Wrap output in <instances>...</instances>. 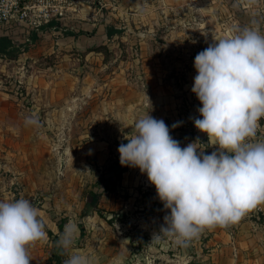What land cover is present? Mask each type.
<instances>
[{"label":"rangeland","instance_id":"374dc122","mask_svg":"<svg viewBox=\"0 0 264 264\" xmlns=\"http://www.w3.org/2000/svg\"><path fill=\"white\" fill-rule=\"evenodd\" d=\"M68 2L56 19L64 30H43L15 58L0 57V98L8 100V119L0 123V200L28 199L46 225L30 264L45 263L58 225L62 234L76 233L67 258L78 252L93 264H195L189 247L181 253L171 238L153 240L170 210L146 174L121 166L118 147L149 112L181 147L199 138L206 154L216 150L194 125L202 118L191 91L194 59L238 27L256 21L264 31V0ZM106 24L120 33L107 36ZM12 32L21 44V28ZM20 113L22 124L15 122ZM27 117L38 123L26 124ZM260 125L256 138L264 140V119ZM17 130L23 139L11 140ZM117 176L115 190L92 203L88 192Z\"/></svg>","mask_w":264,"mask_h":264},{"label":"clouds","instance_id":"9594fccd","mask_svg":"<svg viewBox=\"0 0 264 264\" xmlns=\"http://www.w3.org/2000/svg\"><path fill=\"white\" fill-rule=\"evenodd\" d=\"M258 0H247L251 6ZM191 91L202 107L194 125L216 146L206 154L196 141L181 147L169 126L145 113L128 141L118 147L121 166L139 168L155 186L164 225L153 236L187 247L206 230L235 225L264 204V140L257 139L264 119V31L256 21L228 37L214 39L194 59ZM26 124L38 120L27 117ZM182 122L171 127L175 129ZM46 225L26 198L0 200V264H30V249L46 240ZM76 233L61 234L58 246L69 252ZM64 264H93L72 252Z\"/></svg>","mask_w":264,"mask_h":264},{"label":"crops","instance_id":"0c3cea01","mask_svg":"<svg viewBox=\"0 0 264 264\" xmlns=\"http://www.w3.org/2000/svg\"><path fill=\"white\" fill-rule=\"evenodd\" d=\"M105 26L108 27L109 25L106 24ZM12 31L13 29L7 32H10L11 35ZM73 38L72 36L71 42L74 40ZM62 43H66L64 50L70 47L69 41H62ZM54 73L58 75L57 68L54 69ZM56 85L58 86L57 83L53 84V86ZM7 105L8 100L0 98V123H4L8 119ZM17 117L16 115L15 122L19 121L22 124L24 122L23 114L20 113L19 118ZM6 133L5 131L2 132V134ZM11 135V140L14 138L16 140L23 139V133L20 130L11 132ZM0 138L3 137L0 136ZM5 138L7 139V137ZM1 144L0 141V147ZM17 154H23L22 146L17 149ZM187 247L195 254L193 258L195 264H264V204H260L249 211L235 225L226 228L206 229L199 239L192 241ZM169 248L173 249L174 247ZM174 249L182 253L185 246H178L177 244Z\"/></svg>","mask_w":264,"mask_h":264},{"label":"built area","instance_id":"2783aa9c","mask_svg":"<svg viewBox=\"0 0 264 264\" xmlns=\"http://www.w3.org/2000/svg\"><path fill=\"white\" fill-rule=\"evenodd\" d=\"M68 4V0H0V28L7 32L20 27L23 42L29 46L30 34L38 33L41 26L62 16Z\"/></svg>","mask_w":264,"mask_h":264},{"label":"trees","instance_id":"16d2710c","mask_svg":"<svg viewBox=\"0 0 264 264\" xmlns=\"http://www.w3.org/2000/svg\"><path fill=\"white\" fill-rule=\"evenodd\" d=\"M58 20H52L48 24L43 25L40 27V31L42 32L43 30H52L54 29H63V26L60 25V23L57 22ZM53 26V27H52ZM107 36H111L114 33H120V31L113 29L111 26L107 27ZM39 32H32L30 34V40L33 41L35 40L39 35ZM10 32H5L3 28H0V57H6L9 59H13L17 56V54L20 52V49L23 47V50L28 48V45L22 42L21 44L17 45L13 39L12 36L9 34ZM68 35H73L71 32H67ZM120 177L117 176L110 182H106L102 185L100 188H96V192H93L90 190L88 192V196L91 198V202H95L97 197L101 193H107V192H112L115 190V184L117 181H119ZM58 233L57 234H52L51 235V248L48 253V257L45 261L44 264H64L65 259H67L66 252H64L59 246H58V240L60 239V236L62 234V226L58 225L57 226Z\"/></svg>","mask_w":264,"mask_h":264}]
</instances>
